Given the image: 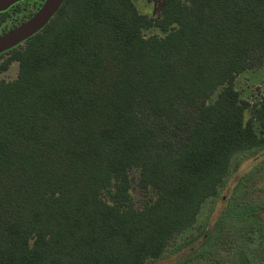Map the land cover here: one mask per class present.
I'll list each match as a JSON object with an SVG mask.
<instances>
[{
	"label": "trees",
	"instance_id": "trees-1",
	"mask_svg": "<svg viewBox=\"0 0 264 264\" xmlns=\"http://www.w3.org/2000/svg\"><path fill=\"white\" fill-rule=\"evenodd\" d=\"M3 53L18 73L0 80V264H146L236 153L264 148V101L235 87L264 65V0H164L156 17L64 0ZM133 169L155 195L143 207Z\"/></svg>",
	"mask_w": 264,
	"mask_h": 264
},
{
	"label": "rangeland",
	"instance_id": "rangeland-1",
	"mask_svg": "<svg viewBox=\"0 0 264 264\" xmlns=\"http://www.w3.org/2000/svg\"><path fill=\"white\" fill-rule=\"evenodd\" d=\"M39 1L19 0L0 11V19L6 13L0 20V35L33 14ZM134 1L140 12L151 17L160 14L164 2ZM152 34L163 32L157 27L144 29V35ZM6 56L0 53V62ZM17 73L18 62L13 61L0 72V80H11ZM235 87L251 103L264 101V65L237 75ZM249 116L247 111L246 118ZM130 176L131 200L143 207L153 200L154 192L138 184L137 169ZM146 264H264V148L236 153L217 193L202 203L195 223L172 238L161 257Z\"/></svg>",
	"mask_w": 264,
	"mask_h": 264
},
{
	"label": "water",
	"instance_id": "water-1",
	"mask_svg": "<svg viewBox=\"0 0 264 264\" xmlns=\"http://www.w3.org/2000/svg\"><path fill=\"white\" fill-rule=\"evenodd\" d=\"M19 0H0V11ZM64 0H43L37 10L27 19L0 35V53H3L43 29L57 13Z\"/></svg>",
	"mask_w": 264,
	"mask_h": 264
},
{
	"label": "flooded vegetation",
	"instance_id": "flooded-vegetation-1",
	"mask_svg": "<svg viewBox=\"0 0 264 264\" xmlns=\"http://www.w3.org/2000/svg\"><path fill=\"white\" fill-rule=\"evenodd\" d=\"M2 13H3V12H2ZM2 13H1V14H2Z\"/></svg>",
	"mask_w": 264,
	"mask_h": 264
}]
</instances>
